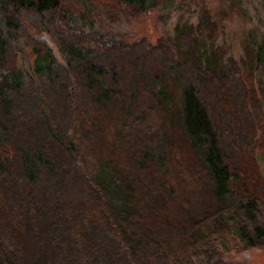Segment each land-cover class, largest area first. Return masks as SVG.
<instances>
[{"label": "trees", "instance_id": "1", "mask_svg": "<svg viewBox=\"0 0 264 264\" xmlns=\"http://www.w3.org/2000/svg\"><path fill=\"white\" fill-rule=\"evenodd\" d=\"M172 2L0 0V264L264 248V35L237 61L208 11L156 44L95 27Z\"/></svg>", "mask_w": 264, "mask_h": 264}, {"label": "rangeland", "instance_id": "2", "mask_svg": "<svg viewBox=\"0 0 264 264\" xmlns=\"http://www.w3.org/2000/svg\"><path fill=\"white\" fill-rule=\"evenodd\" d=\"M95 10L101 11L96 7ZM204 11L209 12L211 20L220 28L216 46L225 51L226 59L233 57L239 61L244 56L245 43L264 35V0H173L158 10L123 19L114 25H108L96 14L95 27L129 43L145 39L156 44L161 38H174L179 25H197ZM44 38L57 59L65 64L62 52L49 38ZM26 62L30 64L28 58ZM259 162L264 173V160L259 158ZM177 165L176 170L181 171V165ZM226 259L244 264H264V248L231 252Z\"/></svg>", "mask_w": 264, "mask_h": 264}]
</instances>
